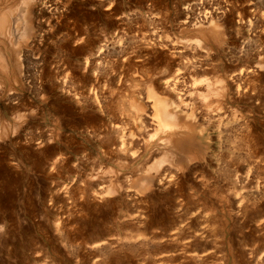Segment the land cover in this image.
I'll use <instances>...</instances> for the list:
<instances>
[{"label":"rangeland","instance_id":"obj_1","mask_svg":"<svg viewBox=\"0 0 264 264\" xmlns=\"http://www.w3.org/2000/svg\"><path fill=\"white\" fill-rule=\"evenodd\" d=\"M14 6L0 264H264V0Z\"/></svg>","mask_w":264,"mask_h":264},{"label":"bare ground","instance_id":"obj_2","mask_svg":"<svg viewBox=\"0 0 264 264\" xmlns=\"http://www.w3.org/2000/svg\"><path fill=\"white\" fill-rule=\"evenodd\" d=\"M15 11H17V8H16V6H14V7H12V8H9V9H7L6 11H4L5 13H3V14H0V35L4 38V36L6 37V36H9V33H10V29L11 30H13L11 27H12V14L15 12ZM2 13V12H1ZM12 15V16H11ZM23 15V14H22ZM18 20V19H17ZM16 21V20H15ZM18 22V21H17ZM12 24V25H11ZM17 24V23H16ZM23 30V29H22ZM24 31V30H23ZM11 33H13V32H11ZM13 36H14V33L12 34ZM10 38H12L11 36L8 38V39H10ZM8 41V40H7ZM8 42H11V40L10 41H8ZM10 44V43H9ZM177 57V56H176ZM180 57V56H179ZM2 58H3V55H2V53H0V64L1 65H3V63H1V60H2ZM167 63V62H166ZM164 65H165V63H163ZM190 64V63H189ZM0 65V66H1ZM170 66V65H169ZM190 66V65H189ZM191 66H193V65H191ZM166 67V66H165ZM194 67V66H193ZM162 68H163V66H162ZM170 68H171V66H170ZM189 68H191V67H189ZM196 68V67H195ZM164 69V68H163ZM163 69H161V70H163ZM178 69L180 70V68L178 67ZM187 70H188V68H186ZM185 69V70H186ZM192 69V68H191ZM197 69V68H196ZM1 70H3V68L1 67ZM166 70V69H165ZM184 70V69H183ZM198 70V69H197ZM197 70H195V71H197ZM170 71V70H169ZM173 71V70H172ZM192 71H193V69H192ZM199 71V70H198ZM171 72V71H170ZM176 72H178V71H176ZM182 72V71H181ZM184 72V71H183ZM185 72H187V71H185ZM191 72V71H190ZM174 73V72H173ZM194 73V72H193ZM184 74V73H183ZM186 74H190L189 73V70H188V73H186ZM192 74V73H191ZM198 74V73H197ZM196 75V74H195ZM194 75V76H195ZM170 76V75H169ZM173 76V78H171V79H169V80H167V81H164L163 79V81L165 82L164 83V87H166V89H169V90H171V91H175L176 89H177V87H178V84H179V81L181 82V80H180V78H181V76H182V74L181 73H175L174 75H172ZM187 76V75H186ZM185 76V77H186ZM189 76V75H188ZM192 76V75H191ZM190 76V77H191ZM171 77V76H170ZM184 77V76H183ZM166 78V77H165ZM168 78V77H167ZM166 78V79H167ZM194 79H196V78H194ZM156 81H158L157 79H156ZM183 81H185L184 79H183ZM198 82V81H197ZM197 82H196V84L195 85H197ZM157 83V82H156ZM161 83V82H160ZM182 83V82H181ZM184 83V82H183ZM180 85V84H179ZM180 87V86H179ZM178 87V88H179ZM182 87V86H181ZM210 87V86H209ZM155 88H157V87H155ZM154 88L152 87V90L151 91H153L154 93H155V91L153 90ZM194 89V88H193ZM168 90V91H169ZM180 90V89H179ZM183 90V89H182ZM159 91V90H158ZM165 91H167V90H165ZM184 91V90H183ZM150 92V91H149ZM153 92H151L152 94H153ZM177 92V91H176ZM175 92V93H176ZM185 92H186V90H185ZM142 93V92H141ZM150 93V94H151ZM161 93V92H160ZM163 94H161V96L160 97H162L163 98V96L162 95H164V92H162ZM167 93H169V92H167ZM179 93V92H178ZM149 94V93H148ZM149 94V95H150ZM151 94V96H155V97H157L155 94L154 95H152ZM157 94V93H156ZM165 94H166V92H165ZM158 95V94H157ZM160 95V94H159ZM169 94H167V96H168ZM173 95V94H172ZM178 95V94H177ZM185 95V94H184ZM167 96H165V97H167ZM149 97V96H148ZM164 97V98H165ZM178 97V96H177ZM182 98V96H181V93H180V95H179V98ZM163 98V99H164ZM178 98V99H179ZM180 98V100H179V102L181 103V102H183L184 103V101H181L182 99ZM142 99V98H141ZM153 99V98H152ZM168 99V98H167ZM166 98H165V100L166 101H168ZM183 100H185V99H183ZM166 101H164V104L166 103ZM171 101V100H170ZM169 101V102H170ZM172 102V104H170L171 106H173L174 107V105H173V103L175 102H173V100L171 101ZM170 102V103H171ZM178 102V101H177ZM152 103V102H151ZM154 104H155V110L154 111H152L153 113H154V115L151 113V115H153L155 118L152 120L153 122H154V124H155V122H156V124L155 125H152V126H155V131H156V133H158L159 131L161 132V131H164L165 132V130L167 129H170V131H168V132H170V133H172L173 134V137H174V135L177 133V131L178 130H176V129H179V128H177L175 125H173V123H172V125H171V121L172 120H176V119H173L172 117H174L175 115H177V113L175 112V113H171L170 111H167V109H166V111H164L165 109L163 108V106H164V104H163V101L160 99V98H155L154 99ZM153 104V105H154ZM175 104V103H174ZM153 105H152V107H153ZM179 105H181V104H179ZM167 106V105H166ZM166 106H164V107H166ZM151 107V108H152ZM169 108V107H168ZM153 109V108H152ZM138 115V114H137ZM153 116H151V117H153ZM138 117V116H137ZM151 117H149V118H151ZM148 118V117H147ZM142 119H144V117L142 118ZM146 119V118H145ZM137 120H138V118H137ZM149 120V119H148ZM117 121H118V119H117ZM116 121V122H117ZM139 121H141L140 120V118H139ZM146 121V120H145ZM151 121V122H152ZM177 121V120H176ZM175 121V122H176ZM142 122H143V120H142ZM148 122V121H147ZM149 122H150V120H149ZM174 122V121H173ZM174 122V123H175ZM177 123V122H176ZM142 124H144V122L142 123ZM153 124V123H152ZM177 125H178V123H177ZM150 126H151V124H150ZM180 125H178V127H179ZM183 126V125H182ZM184 126H186V125H184ZM175 127H176V129H175ZM187 127V126H186ZM185 128V127H184ZM152 129V128H151ZM154 129H152V130H154ZM182 129V128H181ZM180 130V129H179ZM185 130V129H184ZM186 130H189V129H187L186 128ZM155 131H153V132H155ZM181 131V130H180ZM179 131V132H180ZM120 132H121V130H120ZM122 133V132H121ZM155 133V134H156ZM171 135V134H170ZM122 136H124V135H122ZM162 137V136H161ZM167 137V136H166ZM171 137V136H170ZM161 139V138H160ZM169 139V138H168ZM171 140V139H170ZM163 141V140H162ZM161 141V142H162ZM159 142V141H158ZM122 143H124V142H122ZM144 143H146V142H144ZM147 144V143H146ZM166 156V155H165ZM167 157V156H166ZM231 172V171H230Z\"/></svg>","mask_w":264,"mask_h":264}]
</instances>
